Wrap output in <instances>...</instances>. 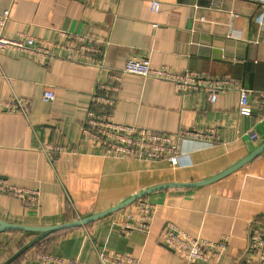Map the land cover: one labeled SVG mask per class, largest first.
<instances>
[{
  "label": "crops",
  "instance_id": "0c3cea01",
  "mask_svg": "<svg viewBox=\"0 0 264 264\" xmlns=\"http://www.w3.org/2000/svg\"><path fill=\"white\" fill-rule=\"evenodd\" d=\"M150 1L0 0V14L8 11L0 34L13 38L22 32L61 45L49 59L0 50V100L19 96L31 101L25 112L0 109V179L35 192L34 201L0 193V219L39 226L81 219L143 189L210 179L264 143V99L250 100V113L240 114L237 90L210 102L204 93L178 92L170 81L131 73L121 75L116 90L100 89L113 83L111 71L118 73L134 56L148 57L153 67L195 71L264 93L262 3L157 0L159 9L152 12ZM79 35L99 49L83 52L94 60L71 48L70 39ZM46 90L54 98L44 102ZM94 93L111 99L105 110L118 123L170 135L181 128H209L216 139H179L174 166L166 159L107 154L83 131L87 111L101 109L92 101ZM46 144L53 149L44 151ZM139 200L156 205L147 231L122 233L119 214L136 200L88 223L51 232L10 264H42L36 258L42 251L83 263L122 253L140 264H183L160 242L167 222L199 238L227 236L226 250L212 264H241L251 231L264 230V150L215 181L165 187ZM35 235L0 232V264Z\"/></svg>",
  "mask_w": 264,
  "mask_h": 264
},
{
  "label": "built area",
  "instance_id": "2783aa9c",
  "mask_svg": "<svg viewBox=\"0 0 264 264\" xmlns=\"http://www.w3.org/2000/svg\"><path fill=\"white\" fill-rule=\"evenodd\" d=\"M264 5V0H256ZM160 2L150 1V9L157 12ZM8 19V11L0 14V28L2 29ZM65 36V34H63ZM72 39H75L73 41ZM70 39L71 47L75 52L85 55L91 47L87 44V38L79 35ZM56 47H61L56 41L35 38L25 33H18L9 38L0 34V50L11 49L32 59H49L57 56ZM98 52L97 47L91 48ZM86 56V57H85ZM89 61L92 56L85 55ZM117 72L111 71V85H100L101 90H116L121 80V75L126 73L136 74L144 78H154L170 81L176 91L189 93H204L210 102H214L217 96L227 90L239 92L238 113L249 114L250 100L264 99V93H253L254 91L244 88L237 82L224 78H213L208 75L195 72H174L168 67L161 65L153 67L148 57L131 56L126 60ZM42 101L47 102L54 98L50 90L43 92ZM93 103L101 109H89L86 113L83 129L84 134L98 141L107 154L115 156H127L136 158H147L151 160L166 159L174 166L178 164V140H206L216 139V132L209 128H181L175 135H170L134 124H123L113 120L110 112L105 107L112 103L111 99L103 93L92 95ZM31 101L24 97L11 96L7 100H0V109L7 112H25ZM251 138L256 134L251 133ZM53 147L46 144L44 151H50ZM59 149V148H57ZM0 193L11 194L19 199L34 201L35 192L22 187L8 184L0 179ZM156 205L146 200H138L131 207L122 210L119 214L122 233L129 234L134 229L147 231L154 217ZM228 237L222 235L219 239L210 240L192 236L188 231L182 229L173 222H167L160 234V242L176 252L183 260V264H212V260L227 248ZM42 264H140L138 258L122 253L98 255L96 263H83L71 258L57 257L51 254H38L37 257ZM264 260V230L260 227L254 228L250 233L249 249L241 264H259Z\"/></svg>",
  "mask_w": 264,
  "mask_h": 264
},
{
  "label": "water",
  "instance_id": "95a60500",
  "mask_svg": "<svg viewBox=\"0 0 264 264\" xmlns=\"http://www.w3.org/2000/svg\"><path fill=\"white\" fill-rule=\"evenodd\" d=\"M263 150H264V143H262L258 148H256L255 151L250 153L248 156H246L244 159L239 161L237 164H235L234 166L230 167L226 171H224V172H222V173H220V174H218V175H216L210 179H206L204 181L194 182V183H164V184L156 185V186H153V187H150L147 189H143V190L131 195L130 197H128L124 201H122V202H120V203H118V204H116V205H114L108 209H105L104 211H101V212L95 213L93 215H90V216H87V217H84L81 219H77L74 221H69L66 223H61V224H56V225H41V226H39V225H24V224L8 222V221L0 219V232L8 231V230H22V231L36 233V235L31 240L26 242L23 246H21L15 253H13L8 259H6L1 264H10L11 262H13V260L15 258H17L19 255H21L24 251H26L28 248L33 246L40 239H42L43 237H45L46 235L50 234L53 231H56V230H59L62 228H67V227L85 224V223L93 221V220H95L101 216H104L106 214H110V213L119 211V210L123 209L124 207L128 206L129 204L133 203L134 201L141 199L142 197H144L145 195H147L148 193H150L154 190H158V189L165 188V187H172V186L202 185V184H206V183L215 181L216 179L228 174L230 171L234 170L235 168L244 164L245 162H247L251 158L255 157L257 154L261 153Z\"/></svg>",
  "mask_w": 264,
  "mask_h": 264
},
{
  "label": "trees",
  "instance_id": "16d2710c",
  "mask_svg": "<svg viewBox=\"0 0 264 264\" xmlns=\"http://www.w3.org/2000/svg\"><path fill=\"white\" fill-rule=\"evenodd\" d=\"M139 200V199H138ZM36 244H34V246H35ZM42 253H47V251H42Z\"/></svg>",
  "mask_w": 264,
  "mask_h": 264
}]
</instances>
